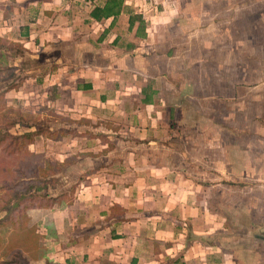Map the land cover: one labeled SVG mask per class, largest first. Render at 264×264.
Listing matches in <instances>:
<instances>
[{
    "label": "crops",
    "instance_id": "0c3cea01",
    "mask_svg": "<svg viewBox=\"0 0 264 264\" xmlns=\"http://www.w3.org/2000/svg\"><path fill=\"white\" fill-rule=\"evenodd\" d=\"M196 1L198 25L183 31L186 48L171 56L172 38L146 43L145 18L130 28L137 13L132 9L126 10L128 30L138 43L120 39L125 11L95 20L91 13L105 0H0V39L18 44L19 58L34 62L27 70L8 66L24 75L18 89L6 92V104L76 124L75 135L58 141L65 142L58 162L79 165L75 189L67 202L37 209L45 231L38 260L264 264V193L262 218L237 220L249 227L248 238L237 239L215 196L221 179L230 176L229 161L213 149L219 139L197 136L202 116L190 106L220 93L218 85L207 86L218 76L195 67L220 66L219 51L236 50L240 9L223 6L226 13L218 18L206 4L223 0ZM225 1L244 3V33H253L258 22L264 44V0ZM206 145L212 147L208 156Z\"/></svg>",
    "mask_w": 264,
    "mask_h": 264
},
{
    "label": "rangeland",
    "instance_id": "374dc122",
    "mask_svg": "<svg viewBox=\"0 0 264 264\" xmlns=\"http://www.w3.org/2000/svg\"><path fill=\"white\" fill-rule=\"evenodd\" d=\"M128 7L123 6L125 11L120 15V39L131 42H139L134 34L128 30V14L126 10L136 11V20L145 18L146 29L150 33V41H164L170 38L172 46L171 56L176 51L186 48L184 43L183 31L189 29L194 31L198 25L197 18L199 2L196 0H125ZM223 6L226 8L240 9L236 21V50H220V63L222 65L198 66L195 69L202 74H213L220 79L215 83H207L208 87L216 86L220 88V93L214 98L205 100L194 99L190 106L195 109L193 112L202 116L203 126L197 128V136L208 138L216 137L219 139L213 146L215 150H220V157L229 161V177H224L219 183L220 192L215 188V196L219 193V202L224 208L222 215L232 222L230 233L237 239H247V229L249 227L240 225L237 220L257 215L262 218V196L264 193V44L260 41L261 34L258 32L260 24H254V32L245 35V19L240 18L243 14L244 3L240 1L228 2L223 0L207 3L206 8L215 11L217 17L223 13ZM129 8V9H128ZM231 13L232 12H228ZM141 16V17H139ZM204 20V19H203ZM201 23V22H200ZM202 24V23H201ZM249 27V25H248ZM247 31L249 29L247 28ZM169 33L172 35H169ZM250 38L252 39L249 43ZM245 39V41H244ZM186 42V41H185ZM144 43V44H146ZM196 47L195 42H191ZM11 46L6 48L2 45L0 49V93L4 88L11 84L18 85L22 81L23 71H10L9 65L17 63L19 68L32 69L34 62L31 58L24 55L23 59L19 56L20 48ZM5 47V48H4ZM189 47V45H187ZM196 56V50H192ZM215 53H217L215 51ZM230 57L231 64L227 65ZM228 58V59H226ZM23 63V64H22ZM197 63V58L190 62V69ZM186 68V67H185ZM204 69V70H203ZM204 72V73H203ZM230 79V80H228ZM235 81V83L233 82ZM235 86V90L233 87ZM235 92V97L233 94ZM14 122L17 125L10 128L9 132L13 135L34 131V125L42 129H50L55 132L70 133L76 124L71 123L67 117H56L49 114L46 110L38 114L25 113L23 110L8 106L5 102H0V129L5 131L9 124ZM212 123V124H209ZM32 126L29 128L28 126ZM36 127V126H35ZM48 135L38 136L30 145L20 141L18 149L20 153L16 157H9L8 167L17 170L19 176L16 182L28 179L31 172V161L37 164L40 176L38 181L45 182L46 189L41 195L46 197H61L65 202L70 200L74 192L76 180L75 175L79 165L75 162H58L59 155L64 153V143L48 138ZM67 138V134L63 137ZM12 141V140H11ZM8 141V145L13 148L15 143ZM68 147L67 145L65 146ZM27 148L36 158L32 159L23 149ZM208 156L210 146L203 147ZM22 149V150H21ZM201 154V153H200ZM215 156L217 157L216 153ZM1 161V160H0ZM32 163V164H33ZM3 166L0 165V170ZM84 167L80 166V170ZM44 172V175H43ZM24 174V176H23ZM48 175V176H47ZM11 179H6L0 172V205L6 196V185L11 183ZM230 183V184H229ZM46 200V198H45ZM224 206V207H223ZM40 210H29L21 225L7 224L0 228V264H10L15 255L21 252L31 264H46L36 253L44 236L41 226ZM41 214V213H40ZM4 213H0V218ZM255 233L259 232V227L255 228Z\"/></svg>",
    "mask_w": 264,
    "mask_h": 264
},
{
    "label": "trees",
    "instance_id": "16d2710c",
    "mask_svg": "<svg viewBox=\"0 0 264 264\" xmlns=\"http://www.w3.org/2000/svg\"><path fill=\"white\" fill-rule=\"evenodd\" d=\"M124 5V0H105V4L103 7L95 8L91 15L95 20H101L102 18L108 19L110 17H116L122 12V8ZM136 17H130V28L133 26ZM139 20V19H138ZM5 45L6 48L11 46H16L13 43H8L7 41L0 39V49L2 45ZM19 48L20 46L17 45ZM4 47V48H5ZM21 53L23 50L20 48ZM10 71H15L14 67H8ZM2 71H0V79H1ZM22 80V79H21ZM18 85L11 84L10 86L4 88L3 92L0 93V102L3 101L4 104L5 94L6 92L18 89L22 81H19ZM17 125L16 122L13 124H9L5 131L0 129V165L3 168L0 170L1 174L4 175L6 179H11V183L6 185V196L4 197L3 203L0 205V213H4V216L0 218V228L7 224H20L22 220L26 217V214L29 210H36L41 208H51L54 205L60 204L63 200L61 197H46V195H41L43 191L46 189L45 182L38 181V176H40L39 169L37 168V164L31 161V172L29 173L30 177L28 179L20 180V182H16L17 177L19 176L18 169L13 170L8 167L9 157H16L18 153H20V149H18V144L20 141H23L24 144L30 145L34 142L36 137H40L43 135H48V138L53 139L54 141H58L62 139L66 134L75 135L74 132L63 133V132H55L50 129H42L38 125H34V131L22 133L20 135H13L9 132L10 128ZM36 126V127H35ZM31 128L32 126H28ZM12 140V141H11ZM8 141L15 143L13 148L8 145ZM18 143V144H17ZM22 150V149H21ZM30 158H36L33 153H30L27 148L22 151ZM33 163V164H32ZM44 175V172H43ZM24 176V174H23ZM48 176V175H47ZM46 198V200H45ZM10 264H29L27 258L21 253H17L15 257L10 261ZM46 264H54L50 261H47Z\"/></svg>",
    "mask_w": 264,
    "mask_h": 264
}]
</instances>
